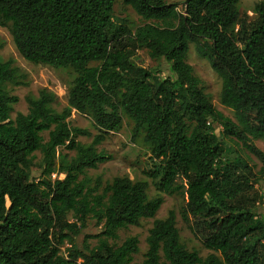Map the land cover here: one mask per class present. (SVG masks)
Segmentation results:
<instances>
[{"label": "trees", "instance_id": "obj_1", "mask_svg": "<svg viewBox=\"0 0 264 264\" xmlns=\"http://www.w3.org/2000/svg\"><path fill=\"white\" fill-rule=\"evenodd\" d=\"M122 1L144 21L134 31L113 17L115 0H0V26L25 60L75 72L61 111L42 88L11 120L18 98L4 85L25 76L13 60L0 62V264H264V217L252 198L264 180V152L252 142L264 139V1L253 18L240 14V0ZM191 43L220 78V103L234 119L214 107L187 63ZM142 49L171 77L139 65ZM73 110L97 130L88 145L76 141L91 134L70 126ZM121 112L134 122L132 138L143 131L149 145L144 174L159 194L185 197L183 220L214 254L202 258L180 242L174 211L153 220L141 262H133L136 236L117 243L119 230L153 219L163 202L143 180L83 176L109 159L97 146L120 129ZM230 142L259 160L257 172ZM61 147L75 155L56 163ZM88 219L99 231L77 246Z\"/></svg>", "mask_w": 264, "mask_h": 264}, {"label": "rangeland", "instance_id": "obj_2", "mask_svg": "<svg viewBox=\"0 0 264 264\" xmlns=\"http://www.w3.org/2000/svg\"><path fill=\"white\" fill-rule=\"evenodd\" d=\"M168 2L180 3L183 0H167ZM264 0H240L238 3V10L240 14L248 15L250 18L254 17L253 7L255 3ZM181 6V5H180ZM113 17L115 19H124L126 24L131 30H135L138 26L144 24V21L133 11V9L123 3L122 0H115L113 6ZM13 60L14 67L17 68V75H24L25 78H19L25 84L16 85L7 83L4 85V89L11 95L16 96L18 101L11 105L10 119L14 120L17 113H26L28 109L25 98L31 96L37 97L38 91L42 88H47L49 91L56 95V101L52 103L51 107L55 111H61L67 104L68 89L72 80L75 78V72L69 68H53L43 64H35L25 60L17 51L12 36L8 27L0 26V62ZM135 59L137 63L147 69L155 71L156 75L161 78L171 77L169 66L163 60L151 59L147 51L137 50L135 52ZM193 69V73L201 81L204 93L210 98L214 107L222 112L225 116L234 119L233 112L224 107L220 103V91L221 80L216 73L210 67L206 58L202 57L196 49V45L191 43L189 45V51L186 58ZM122 125L120 129L109 132L106 135L105 140L97 146L98 151H102L109 159L100 164L96 169H86L83 175L86 178L95 180L100 177L103 183L110 182L115 177L127 176L133 181L143 180L148 183L147 194L150 198L157 195L162 197V204L157 211L153 219H142L138 226H128L118 231L119 239L117 241L120 244L127 237L136 236L139 240V252L133 255V262H141L143 255L146 252L147 246L145 238L148 230L152 227L153 220L163 219L167 216L169 211H174L176 215V227L179 231L180 242L188 249L194 250L202 258L209 254H214L213 251L208 250L202 244L200 234L194 229V222H186L181 216V210L185 205V197L179 194L168 195L164 193H158L151 180L144 174L145 171L151 168V158L149 145L144 141V132L141 131L139 135L133 139L132 131L134 128V122L124 113L121 112ZM71 127L88 131L91 136L78 135L76 141L83 145L90 144L92 136L97 133V130L93 126V121L90 116L82 115L76 111L71 112V116L68 118ZM220 130L218 127L217 132ZM44 140H47V133H42ZM254 145L264 152V139H252ZM230 144L234 147L238 153H240L249 163L253 166L254 172H257L260 167L259 160L252 154L248 153L241 146ZM59 158L62 155H68V158L73 157L75 153L68 151L61 147L58 149ZM41 159V153L36 152L33 162L35 165L31 169L32 178L37 181L40 177V170L37 163ZM55 174L51 176L55 178ZM83 176H80L82 178ZM63 177V175H60ZM255 193H252V198L255 212L264 217V180H259L254 185ZM68 219L73 221L71 214L68 215ZM99 231V228L95 226L94 221L87 220L86 227L82 230L81 234L74 239V244L80 246L85 234H95ZM91 245H95V240L89 241ZM70 248V244L65 243L61 247V253L66 255V249Z\"/></svg>", "mask_w": 264, "mask_h": 264}]
</instances>
